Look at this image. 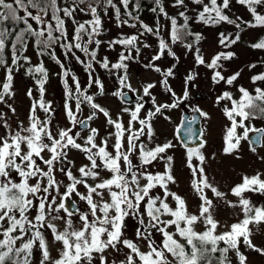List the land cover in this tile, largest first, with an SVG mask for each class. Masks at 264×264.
<instances>
[{
  "label": "snow or ice",
  "instance_id": "obj_1",
  "mask_svg": "<svg viewBox=\"0 0 264 264\" xmlns=\"http://www.w3.org/2000/svg\"><path fill=\"white\" fill-rule=\"evenodd\" d=\"M235 3L246 9L249 19L228 14L232 0H172L171 6L178 9L175 16L169 14L163 0H153L149 10L156 14V22L150 26L140 17L139 0H0V69L4 71L0 105L16 113L10 103L15 96L14 75L25 65H29L25 75L35 80L39 93L38 98L32 99L26 122L13 124L7 113L0 111V264H248V256L242 250L245 247L264 256V247L252 239L253 226L264 227V204L257 206L247 195L264 196V173L243 175L230 189L236 200H226V193L206 173L208 157L202 150L208 141L203 130L194 129L195 117L182 122L176 133L183 135L181 144L191 175L190 186L199 201L196 211L191 212L186 199L170 189L176 180L169 152L177 145L171 140L155 142L152 123L158 114L179 107L189 98L187 88L177 96L168 85L175 65L162 70L155 64L166 53L179 59L172 45L179 44L193 52L196 65L212 71L214 84L233 86L238 80L239 71L227 77L222 73V61L234 58L235 52L227 49L240 42L244 28H264V0ZM110 13L117 29L128 27L136 32H121L107 41L101 39L104 19ZM77 14L89 19L80 22ZM161 17L169 26L168 40L161 35ZM193 20L208 27L234 26V32L218 33V43L226 51L206 62L196 47L203 35L191 30ZM69 22L73 25L71 35ZM148 35L157 38L158 48L144 67L161 73V84L173 100L157 103L150 91L155 84L148 83L142 88L141 102L131 108L121 107L120 114L114 117L97 102V96L105 94V86L94 75L93 64L109 73L116 70L119 86L111 95L126 101L124 89L138 91L129 82L128 61L138 57L142 48L151 47L143 40ZM30 44L38 56L47 55L60 66L58 75L64 78L63 108L68 127L54 125L55 109L44 98L48 72L42 60L32 65L26 55ZM102 45L110 50L121 49L115 63L107 56L97 59ZM250 46L264 51V38ZM56 47L62 49L65 59H75L84 66L87 87H82L74 74V88L69 86V71L56 56ZM256 66L253 63L249 68ZM195 79L196 74L190 72L185 83ZM251 81L253 85L260 83L252 91L238 87V98L227 90L216 97L217 105L224 102L222 114L229 122L221 151L236 159L241 158L242 142H247L254 154L258 146L264 147V128L252 123L264 121V72L253 75ZM93 86L97 91L89 94ZM26 94L33 97L32 89ZM144 97H150L154 107L142 116ZM71 101H75L74 107ZM82 105L90 109L85 118H80ZM192 110L208 115L198 107ZM123 114L128 115L127 123ZM99 115L110 129L104 137L91 123ZM77 126L79 131H74ZM85 131L86 136L78 142L80 132ZM250 133L257 135L253 139ZM187 141L196 146L189 147ZM73 150L87 161L75 171V163L69 159ZM161 161L163 170L152 171ZM209 191L226 206L239 208L242 214L224 231L218 230L220 221L214 216L215 205ZM129 220L136 221L133 238L127 235Z\"/></svg>",
  "mask_w": 264,
  "mask_h": 264
},
{
  "label": "rangeland",
  "instance_id": "obj_2",
  "mask_svg": "<svg viewBox=\"0 0 264 264\" xmlns=\"http://www.w3.org/2000/svg\"><path fill=\"white\" fill-rule=\"evenodd\" d=\"M207 2V0H205ZM163 3L166 7V10L170 15L176 14L178 9L173 8L172 0H163ZM191 7V5H190ZM191 14V13H190ZM228 14L235 18L237 16L242 17L243 19H249V14L246 9L235 3V0H232ZM141 19L149 24L154 26L156 22V14H153L151 11H148L147 8L143 10V13L140 15ZM77 20L83 22L84 20L89 19L88 16L83 14H77ZM160 23L162 25L161 35L165 40L169 39L168 35V23L161 17ZM193 28L202 33L203 39L200 41L196 47H199L201 54L203 55L206 62L210 61L211 58L219 51H226L218 43V33L221 31L224 32H234V26L231 25H219L215 27H208L202 24L196 23L195 20L190 22ZM105 31L100 37L101 39L107 41L110 38H115L121 32L126 34L135 33L136 29H130L124 27L123 29H117L115 26L114 19L111 18V13L108 17L104 19ZM69 33L71 35L73 25L69 22L68 24ZM259 37H264V28H244L241 32V40L231 49H227L235 52V56L230 61H222L223 68L221 69L222 73L227 77L237 71L240 72V76L233 86H228L221 82L220 84H214L211 80L212 71L205 67L204 65H196L194 53L187 52L184 47L181 45H172L173 51L176 53V56L179 57L178 60L174 59L171 56H168L167 53L159 61H155V64L159 66L162 70H167L168 68L175 65L173 69L174 75L169 77L168 85L176 93L177 96H181L185 88L189 92V98L183 104L177 108L165 110L163 115H157L153 118V128L155 131V142H163L171 140L177 145L176 148L169 152L173 156V175L175 177L176 183L170 185L172 191L177 192L183 196L188 204L189 211L195 212L197 209L198 198L195 196L194 192L191 189V175L190 171L186 165V156L185 148L181 145L180 141L175 135V128L180 121L181 114L183 112L193 113L192 110L195 107H198L202 112L207 113V117L202 116L201 125L204 132V138L208 141L205 149L202 151L205 153L206 159L205 169L206 173L209 176L210 181L218 187L220 191L226 193V200L235 201L236 197L231 194V187L240 182V178L243 175H253L256 172L264 173V147H257V153H252L249 150V144L247 142H242L240 150V159H236L232 156H225L222 154L223 146V135L226 126L228 125L227 119L222 114V108L224 102H221L220 105L216 103V97L220 95L223 91H231L235 98L239 97L237 91L238 87L243 86L249 91H252L255 86L259 85L260 82H257V85H253L251 77L254 74L259 72H264V51L255 50L251 48V42L256 41ZM145 43L151 45L150 48H142V51L138 57L132 61H128V76L129 82L131 83L134 89H137V92H133L140 96L143 95L142 88L148 83L155 84V87L151 89V93L155 96L157 103H171L173 97L170 92L166 91L161 84L162 75L152 69L145 68L144 65L148 64L152 56L156 54L158 48V40L156 37L148 35L143 38ZM121 51L119 47L115 50H110L106 45H102L97 59H101L104 56H107L112 63H115L118 59V53ZM56 56L65 64V68L69 71L68 84L74 88L73 81L71 76L74 74L76 78L80 81L82 87H87L88 74L85 71V68L82 64L76 62L75 59H65L63 56L62 49L56 47L55 49ZM31 58L32 65H37L43 61L44 67L48 72V80L45 84V100L51 101L52 106L55 109V114L53 115L54 125L58 127H68L70 126L67 121L64 113V102H65V91H64V78L61 73L60 66L47 55L41 57L37 55L35 48L32 45H29V48L26 52ZM77 55L81 56V59H85L83 54L77 52ZM255 63L256 68H249V65ZM29 65H25V68H21L19 72H16L14 75L13 90L15 92L14 98L10 101L13 104V107L16 108V113L13 114L4 105H0V111L7 113L10 122L16 121H25L28 115L30 104L32 99L38 98L39 93L37 92V86L35 80L31 76L25 75V69ZM95 69L94 75L98 76L105 86V94L103 96H97V102L102 106L108 108L111 114L115 117L120 114L121 107H134L136 103H127L121 101L116 97H113L111 93L118 88V82L115 75L116 70H113L109 73L107 70L101 68L98 64H93ZM194 72L196 74V79L185 83V77L190 73ZM4 71L0 69V81H3ZM32 89L33 97L27 96V91ZM95 86L88 90L89 94H94L96 92ZM124 91H129L124 89ZM131 92V91H129ZM145 108L142 110L141 115L149 110L153 109L150 97H144ZM73 107L75 101H71ZM82 115L80 118H85L90 109L86 105H82ZM43 117V113H40ZM167 117V119L165 118ZM123 120L127 123L128 115L123 114ZM93 127L100 129L101 137H104L107 132L110 130L105 127L104 117L99 115L98 118L91 122ZM258 128H264V121L256 120L252 122ZM74 131H79V126H77ZM85 132H80L81 140L86 136ZM214 156V158H213ZM69 159L73 160L75 167L73 171L76 170L79 166L84 163H87L85 157L73 150L69 154ZM163 161L154 168L152 171H162L163 170ZM210 198L213 199L215 209L214 216L220 221L219 231L226 230V226L231 223L236 222L239 218H242L239 208H230L225 205L223 201L217 200L212 196L211 192H208ZM254 204L257 206L264 204V196L247 194ZM136 221L129 220L127 235L129 238L134 237ZM78 226V225H77ZM253 242L260 247H264V227L253 226ZM143 248V245H141ZM245 254L248 256V264H264V256L252 251L248 248L242 249ZM53 256L56 255V249H52Z\"/></svg>",
  "mask_w": 264,
  "mask_h": 264
},
{
  "label": "water",
  "instance_id": "obj_3",
  "mask_svg": "<svg viewBox=\"0 0 264 264\" xmlns=\"http://www.w3.org/2000/svg\"><path fill=\"white\" fill-rule=\"evenodd\" d=\"M126 93H127V92H126ZM135 99H138V97H137V96H134V95H132V94L127 93V100H128V101L135 100ZM193 117H195V119H196V123L193 125L194 129H195L197 132H199L200 130H202V126H201V123H200L201 115H200L199 113H196V112H194V113L192 114V117H190V114H188V113H183V114H182L181 121H180L178 127L181 125L182 122H186L187 120H191ZM178 127H177V128H178ZM177 128H176V130H177ZM182 132H183V130H182ZM176 134H177V133H176ZM255 135H257V133H251V134H250V137L254 139V138H255ZM177 136H178V135H177ZM178 137L180 138V140H182V139H183V135H182V133H181V135L178 136ZM187 143H188V146H189V147H195V146H196V145L193 144L191 141H187ZM73 210H74V209H73Z\"/></svg>",
  "mask_w": 264,
  "mask_h": 264
},
{
  "label": "trees",
  "instance_id": "obj_4",
  "mask_svg": "<svg viewBox=\"0 0 264 264\" xmlns=\"http://www.w3.org/2000/svg\"><path fill=\"white\" fill-rule=\"evenodd\" d=\"M139 2L141 3V10H140V15L143 13V10L145 9V8H147V10L148 11H150L149 9H150V7H152L153 6V0H139ZM176 14H173V16H175ZM190 27H191V30L193 31V32H197L194 28H193V26H192V24L190 23ZM260 38H264V37H259L258 39H260ZM190 39V41H191V38H189ZM257 39V40H258ZM256 40V41H257ZM256 41H254V42H256ZM254 42H251V44L252 43H254ZM31 45V44H30ZM222 51V50H221ZM220 52V51H219ZM218 53V52H217ZM258 74V73H257ZM255 75V74H254Z\"/></svg>",
  "mask_w": 264,
  "mask_h": 264
}]
</instances>
